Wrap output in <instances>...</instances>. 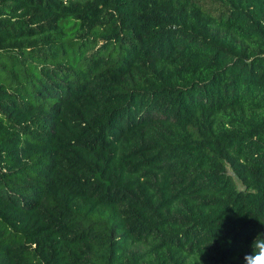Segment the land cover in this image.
Wrapping results in <instances>:
<instances>
[{
  "label": "trees",
  "instance_id": "obj_1",
  "mask_svg": "<svg viewBox=\"0 0 264 264\" xmlns=\"http://www.w3.org/2000/svg\"><path fill=\"white\" fill-rule=\"evenodd\" d=\"M264 234V0H0V264H244Z\"/></svg>",
  "mask_w": 264,
  "mask_h": 264
},
{
  "label": "clouds",
  "instance_id": "obj_2",
  "mask_svg": "<svg viewBox=\"0 0 264 264\" xmlns=\"http://www.w3.org/2000/svg\"><path fill=\"white\" fill-rule=\"evenodd\" d=\"M250 247L251 251L243 256L244 264H264V234L258 233Z\"/></svg>",
  "mask_w": 264,
  "mask_h": 264
}]
</instances>
